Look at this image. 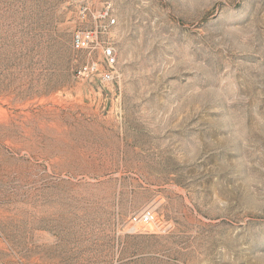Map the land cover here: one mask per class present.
I'll return each mask as SVG.
<instances>
[{"label": "rangeland", "instance_id": "1", "mask_svg": "<svg viewBox=\"0 0 264 264\" xmlns=\"http://www.w3.org/2000/svg\"><path fill=\"white\" fill-rule=\"evenodd\" d=\"M0 264H264V0H0Z\"/></svg>", "mask_w": 264, "mask_h": 264}, {"label": "built area", "instance_id": "2", "mask_svg": "<svg viewBox=\"0 0 264 264\" xmlns=\"http://www.w3.org/2000/svg\"><path fill=\"white\" fill-rule=\"evenodd\" d=\"M114 21V18H110L106 25L100 26L99 30L79 29L73 32L72 49L77 53L87 52L88 54L98 51L102 64L99 66L94 60L80 64L74 69L76 78L97 80L101 84L112 82L118 78L119 72L114 47L100 38V34L105 33ZM139 220L150 223L154 221V215L150 210H145L140 215Z\"/></svg>", "mask_w": 264, "mask_h": 264}]
</instances>
